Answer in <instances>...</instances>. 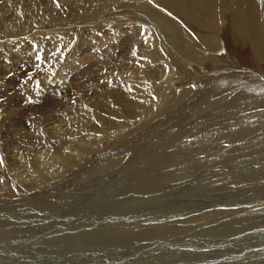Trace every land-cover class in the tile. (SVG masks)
Wrapping results in <instances>:
<instances>
[{"label": "rangeland", "instance_id": "1", "mask_svg": "<svg viewBox=\"0 0 264 264\" xmlns=\"http://www.w3.org/2000/svg\"><path fill=\"white\" fill-rule=\"evenodd\" d=\"M73 1L72 0L71 1L69 0H62V1L61 0L60 1L58 0H0V23L2 24V22H9L11 18L15 16L14 11L16 12V10L18 9L20 12L21 11L25 12L29 10L31 13L34 7L44 8L46 6L45 10L43 9L44 12H48V13L53 12V13H59L61 15H66L67 12L64 13V11H66L68 7V5L66 4L72 3ZM143 1L145 2L147 1V3L152 8L161 7V5L158 6L160 4L158 0H151V2L150 0H143ZM134 2L135 0H133V3ZM55 5L56 7H54ZM135 11L136 10H134V8L133 9L129 8V10L128 8H125L123 11V15L121 14V15H118L117 17L115 16V20L113 17L111 18L110 16V18L113 19L114 21L110 20V18L106 16V12L101 11L96 16V18L95 16L93 17V15H91L90 18L89 17L87 18L88 20H84L85 25L83 26L79 22H76V21L73 22V20L71 19H66V20L60 19L59 20V18H55L51 20L50 23L47 21V22H42L40 24L36 22V20L34 19H32L33 20L32 22H30L31 19H28L26 23H23V26L17 27V29L15 30V33L8 34V32L6 33V31L1 28L0 39L2 38L7 39L6 40L7 44L5 46L0 45V66H1L0 67V78H1L0 79L1 81L0 82V98H1L0 100V185H5V186L8 185V186H6L7 189H4L5 192L2 190L3 193L0 195L1 196L0 203L5 204L6 211H7V212L4 211L3 213H1V215H5L11 218L8 222V228L11 231H8L6 234L0 237V239L9 237V238H12L13 241H16V242L20 240V242L22 241L23 243H25L26 241L28 243V240L31 238L32 240L30 239L29 244L33 240L34 242L30 244V247H32L30 250L31 252L33 251L31 254L32 258L31 257L29 258V256H27L26 258H23V259L18 256L25 254L24 248L17 246V245H15V247H12L11 244H8L7 247L3 249V254H2V251H0L1 253L0 255L2 256V257L0 256V259L2 258L1 259L2 263L0 261V264H5V261H4L5 259H7L6 264H8V262L9 264H13V262L15 260L18 261L19 258H21V260L29 261L30 264L31 262L32 264H42L44 262L51 264V261L62 260L65 256H70L71 254H67L66 252H62L60 254L59 252H53L54 254H52V252H49V249L51 247L60 246L59 244L61 242H62L61 246L66 247V251L74 249L77 245L73 244V242L69 241L67 238H64L62 236L63 234H58L56 231H58L59 228L60 230H62L63 228V231H61V233L71 235L72 233L76 232V229L81 227V225H85V223L83 224V221L85 222L88 220L95 221V220H103V219H105V225L98 224L97 226V224L92 223V225H90L89 228L88 226L85 225V228L87 229H85V231L83 232L90 233L89 234L91 236V238L89 236V238L91 239V240L89 239L90 246L92 247L95 246L94 248H99V249H94L96 250L95 252H91V253L87 252V253L88 254L96 253V254H100L101 256L105 254L104 255L105 264H115V263L116 264H120V263L121 264H126V263L127 264H145V263L147 264L148 263L149 264H243V262L247 264L249 261L247 258L252 259L255 256L259 259V258L264 257L263 255L264 254V235L263 233H260L258 236L259 238H256V240L262 239L263 243L261 242V243H256V244L252 243V244L238 245L237 254L235 253L231 254L232 256L233 255L236 256L235 259L224 257L225 255H227V252H224L218 249L220 243L226 242L225 238L223 237L224 232L221 234L219 232H215L216 228H213L212 220L217 219L219 212L225 211V210L230 211L232 208L226 206V202L219 200V198L222 199V196H219L217 193L215 194V190L213 188L211 189L210 185H209L210 189H207V190H209L210 193L211 192H214V193L213 194L211 193L212 196L210 193H208L209 195L207 194L204 195L203 193L204 188L205 187L208 188V186L203 185V182L208 183L211 180L207 181V179H211L213 177H210V176L206 177L203 174L211 175L212 172L210 171L208 173H205L201 169V167L200 169L197 168L196 170H191V167L188 166V163L193 161L196 157H200L201 153L197 151L195 152L194 150H188V149H166V148H180L181 146L183 147L184 144L182 142L179 143L180 140L173 133H175L178 129L184 128L183 125L187 124L188 120L189 122H191V120L193 119L191 117H195V115L198 117H201L200 114H192V113L194 112L203 113L199 111V106L201 104L200 94L202 92H200L201 91L200 87L197 88L195 86H198V85L200 86L201 80H204L202 76L204 77L209 76L211 78L212 84L206 85L205 86L206 88L209 85L210 86L214 85L215 82H218L217 84H215V86H218V87L224 84L225 82L222 81V77H221L222 74L218 72L220 70L216 71L217 69H221V68H215V70L213 69L214 72L213 71L209 72V71H206L201 66V64L200 66H198V64L197 65L193 64L194 66L193 65L191 66H193V68L196 69L197 71L196 78H194L195 80L193 79V77H191L187 73V71H185L186 73H184V71L181 70V75H183L182 77L183 79L180 78L181 76L176 79L189 82L187 83L188 87L192 88L193 90L191 91V95L189 99L187 100V102L189 103L191 102L193 105H196V106H191L190 108L188 105H183L184 107L187 106L185 107L187 108L186 110L187 112H186L183 106L179 107L177 106L178 103H175L176 106L174 105L172 107L174 109H172L171 110L172 112L170 111L169 113L174 114L177 111H185L186 113L188 112L190 113L193 111L190 114L188 113V115L184 113V115L185 114L186 115L184 116L185 118L183 117H182L183 119L181 118L180 120L181 123L179 121L180 125L172 124L175 121V119L168 120L165 118L166 120L164 119V124H162L163 127H161L163 130L157 129V128L155 129H147V128L142 129L141 128L140 129L141 131H139V128H137L138 131L135 130L132 133H130L131 132L130 131L129 135L126 134L128 136H123L120 140H114V141L111 140L112 138L109 139L110 137L105 135V139L106 138L108 139L105 140L106 141L105 144L101 142L100 147L101 146L104 147V148L101 147L102 149L98 148L97 146V144L100 141H102V135L100 137V135L98 136L96 133L91 132V130L84 131L82 135L74 132L72 133L74 136L71 134L69 138L72 139L73 137L76 140L73 142L69 140H67V142L65 141L64 146L61 147L63 149H60L62 150V152L69 153L70 155V152L72 151L75 154V152L77 151L76 149H74L75 145L77 146V144L78 145L80 144L81 146L83 140H89L92 142L96 141L97 143L95 142L92 146L91 145L88 147L83 146L80 149H78L79 151L76 152V154H77V157H79V160L77 161V164L73 165L72 167L67 168L63 164L58 166L59 165L58 163H54L56 166L52 167V164H51V166L48 167L49 172H56L54 174L52 173L53 175L50 173L52 175V176L50 175L51 179L49 177L46 179L47 181H44L43 183L40 181L32 185L33 181H31V179L35 177L36 175H38V170L35 169V166L37 165L35 162H33V159L39 158L43 161H46V159H49L56 151L59 150L58 149L59 146H57L56 148L54 147L53 142L56 139V137L54 136L53 132H59L61 134L64 133V131H66L64 129L67 127L66 124L68 122L82 121V124L87 127L94 124V122H97V118H98L97 112L94 106L91 107L88 103V102L93 101V97L91 96L93 95L94 98L98 97L100 94V89H102V87H105L106 84L108 85V88L106 87V90H108V89H112V86L118 87L119 84H123L125 81L122 79L123 77H125L126 79H131V76L133 74H131L130 72H124L123 74H120L121 68H119V66L121 65L122 58L124 59L125 57H130V55L132 54H129V52L132 53L134 49L136 50L138 48V46L133 45V48H134L133 49L131 47L132 44H130V42L123 45V43L120 42V39L121 37H123V34L124 35H126L127 33L129 34L130 31L132 35L134 36H135V33L138 34V31L141 32L140 36L139 35L137 36L136 34L137 38H141V36L143 35L144 31L140 29L141 23L137 19L139 18L138 17L139 12H135ZM145 12H149V11L143 10L142 14ZM125 13H128L129 15ZM9 14H10V17L8 16ZM47 14L44 13L43 15H47ZM146 15H149V14H146ZM146 15H144L143 18H146L149 20V16L146 17ZM168 15L169 16L167 15L166 16L170 18L171 15L170 14ZM6 19L8 21H6ZM130 19L134 20L135 22L131 21ZM23 20H25V18ZM118 20L119 21L122 20V21L119 22ZM227 20L228 19L226 18L224 19L225 25H226ZM76 25H77V28L75 29ZM42 26H44V28ZM131 27H134L135 31L132 30ZM226 28H227V25H226ZM129 29L130 31H128ZM118 30H121V31L125 30V32L121 33ZM38 32L40 35L37 34ZM42 32H43V35H42ZM94 36L96 38H94ZM46 37H50V38H46ZM106 40H109L107 41V44L106 42H104ZM47 41L48 43H46ZM16 43H18L22 47V49H18L16 47ZM25 43L28 47L25 45ZM12 46H15V48H13ZM123 46H125L126 50H123ZM130 48L133 50L130 51ZM22 50L25 53V54L22 53L23 55L22 57H14L15 54L21 53ZM72 52H75V53L73 54V56L72 55L70 56ZM226 52L227 50L221 41V43H219L218 48L215 50L213 54H218V55L220 54L221 56H226ZM31 58L33 60H31ZM135 58H137L136 62H140L143 60L144 62L146 61V59H141V58L139 59L138 57H135ZM136 65H140V66L143 65V67H145L144 63H138V64L136 63ZM148 68L146 69V72H148ZM165 71H166L165 74L167 77L169 69L166 68ZM220 72H223V69ZM161 73L164 74L163 70L157 73L154 72V77L152 78L156 82V85H153V80L151 83L150 80L146 79L149 88L153 91L151 93H148L146 96L147 99L150 100L148 101V103L151 102L150 98L152 97L153 99V95H155V93H157L159 89L162 88L166 83L167 78L164 77V84L163 83H162L163 85L158 84L159 80H162L163 74ZM156 74L159 78L156 76ZM239 74L241 73H238L237 75ZM241 75H244V74L242 73ZM184 76H186L188 80ZM59 77L61 78V80ZM140 79L144 80V78H140ZM195 89H197V91ZM198 93L199 95L197 96ZM230 98L231 96L228 97L229 101H230ZM176 108H177V111H176ZM86 111H88V114H86ZM181 116L182 114L179 115V117ZM160 118L163 119L164 116H161ZM9 122H13L15 123V125L10 127L9 131H6L7 128L3 129L2 126H4L5 123H9ZM150 125L151 124H149V126ZM165 129H166V132H171L170 134H168L169 136L174 137V139L169 144L165 145L164 149L166 151L164 149H145L147 144H149V146H154L153 143L158 141L156 140L157 136H159L160 132L165 131ZM150 130L154 133H152ZM139 132L140 133L142 132V133L140 134ZM146 132H147V135H146ZM152 135L154 138H152ZM163 137L164 136L160 137V139H163ZM133 138H137L138 141H133V140H137ZM97 139L99 141H97ZM130 139L132 140V142ZM176 140H177V143L175 144ZM128 141H130V143ZM49 143L51 145H49ZM106 143H107V146H106ZM124 143L126 144V146ZM133 143L135 144L133 145ZM173 144L175 145L172 146ZM59 145L61 146V144ZM10 146L13 149H9ZM73 146L74 148H72ZM41 149L42 151H40ZM81 149L83 151H81ZM81 152H84V153L81 154ZM44 153H45V156H44ZM78 153L79 155L80 154L81 155L79 156ZM186 153H188V155H185ZM184 156H186V159ZM5 157L7 158V160ZM164 157H165V160H163ZM239 159H242V158H239ZM154 160L156 161L154 162ZM161 160H163L164 162H162ZM110 161L113 162V165L109 163ZM152 166L153 167L155 166L154 168L156 169L154 170V168L153 169L150 168ZM262 166L264 167V165ZM55 170H57L58 172ZM216 170L220 171L221 169L216 168ZM152 174H154L155 178L152 177L153 176ZM194 177L199 178L201 181L200 183L193 185L195 188L190 186L192 181L194 183L196 181ZM186 182L188 183L189 186L187 185ZM158 183H160V185ZM160 187L166 188L167 193L164 194L165 197L159 196V194L157 197L154 196V193L156 192L155 190L160 189ZM170 189L171 191L169 192ZM42 193L43 195H41L40 197L39 195H37V194H42ZM209 196L211 197V199L208 198ZM236 197L238 199H243L240 196H236ZM71 198H74V199H71ZM115 199H118V200H115ZM174 199H175V202H180L181 204H183L184 207L176 206V208H173V209L171 207L157 209V208H153L152 206L153 205L152 202L156 200L162 201L163 202L162 204L165 206L167 203H175ZM91 200H92V203L90 202ZM229 200H230L229 198L226 199V201H229ZM68 201H71V202H68ZM240 202L242 201L240 200ZM69 204H71L72 206H69ZM195 204H197L198 206H196ZM186 205H187V208L185 209ZM23 206H26V207L24 208ZM19 207H20V210H19ZM193 207H195V209ZM138 208H142V209H138ZM14 209L16 210L15 212H14ZM137 209L139 211H136ZM38 211H41V212H38ZM49 211L52 212L53 214L55 212V214L52 216ZM19 213H22L23 215ZM170 213L171 214L185 213L186 215L185 217H182V218L175 216V215L173 217H169ZM239 214L240 213L238 214L235 213L234 216H237ZM160 215H164V217H162L163 219L161 218V222H163L166 217H168L166 220L171 221V223L168 224V227L170 229H172V227L185 226L186 223L183 222L185 219H187L189 221L188 223H191V224L199 223V226L193 227L191 231H186L181 234L169 233L167 234L168 236L165 238H161L162 236L160 237L158 234H156V236L158 237V238L156 237L157 239L149 238V237L146 238L139 234L134 235L132 237L129 235V233L131 232L135 233V232H140L141 230L143 232L145 225L147 226L149 224L150 218L155 220V218L153 217H156V216L158 217ZM29 217L31 219L28 220ZM146 217L147 218L149 217V218L146 219ZM209 217H215V218L211 220V218ZM154 220L152 221L153 222L152 224H157L158 222ZM77 222L80 223L81 225L80 224L78 225ZM200 222L203 224V226L200 225ZM68 224L69 226H71V228H69V226L65 227ZM93 225L96 226V229H95V226ZM17 226H19L21 229L26 228L28 226H31V227L36 226L38 227L37 229L39 231H34V233L31 235L27 233V231H25L24 229L21 230L20 232ZM45 227L46 229H44ZM54 228H56V231L53 230ZM72 228H75V229H72ZM91 228L95 230L92 231ZM97 228L99 229V231L100 229L102 231L98 232ZM207 228H209L210 230L206 231ZM260 229L264 230V227ZM199 230H201V232L203 233L200 234L196 232ZM101 232H103V234ZM247 232L249 231H246L243 234ZM48 233L52 235L56 234L58 236L52 237V235H49ZM43 234L45 236H43ZM123 234H127V236L122 237ZM36 235H39L37 236V238L39 237L40 239L38 238V240H36L37 239L35 238ZM92 235L95 238L94 240H93ZM105 235H110V237L106 238ZM193 235L195 237H193ZM171 237L173 238L175 237L176 241H174L172 244H167V243L165 244V242L167 241L166 238L170 239ZM176 237L179 238L180 242L182 239L183 242L181 243L178 242L179 240ZM220 237H223V239L221 240ZM219 238H220V242L218 240ZM43 239H46V240H43ZM106 239L107 241H104ZM159 239L161 240V242ZM146 240H148V242ZM151 240L153 241L151 242ZM187 240L188 242L190 240L195 241V244H193L195 246L191 245L189 247L187 246L188 244L185 245ZM45 241L47 242L45 243L46 245L42 243ZM91 241L92 242L94 241V242L91 243ZM203 241H205V243H202ZM95 242L97 245L95 244ZM142 242H146V243H142ZM0 243H2V240H0ZM37 243H40V244H37ZM68 244H71V246H68ZM157 244L160 246H162L163 244L162 246L163 248L162 247L161 249L157 248L158 247ZM139 245L140 246L142 245V247H140ZM36 246L38 247L36 248ZM16 247H18V249ZM40 247H43V248H40ZM137 247H139L141 250ZM13 248L15 249L14 252H13L14 250ZM39 248L44 249V250H40ZM10 249H12V251ZM19 249L20 251L22 250L23 251L19 253ZM35 250L36 251L39 250V251L36 252ZM214 250H217V251H214ZM40 251L42 252L40 253ZM202 251L205 253V255L197 256V253L199 255ZM245 251L248 252V257H246L247 252L245 253ZM147 252H149V255ZM159 252L162 253L161 256H158L156 254ZM185 252L186 253L188 252V253L186 254ZM37 253L39 254L38 256L35 255ZM119 253H121L120 254L121 257H119L118 255ZM179 253H183V255ZM48 254H51V255H48ZM112 254L114 255V257ZM6 256H10V257H6ZM35 256L38 257V259ZM47 256L48 257L50 256L49 259ZM91 256H95V255H91ZM140 257L142 258V260L140 259ZM221 257H223V260H220ZM111 258H112V261L114 262L110 260ZM109 260L111 261V263Z\"/></svg>", "mask_w": 264, "mask_h": 264}, {"label": "bare ground", "instance_id": "2", "mask_svg": "<svg viewBox=\"0 0 264 264\" xmlns=\"http://www.w3.org/2000/svg\"><path fill=\"white\" fill-rule=\"evenodd\" d=\"M58 1H60V0H58ZM69 1H71V0H69ZM158 1L160 2V4L158 6L161 5L160 8H155V7L152 8L147 3V1L145 2L143 0H135L134 3H133V0H74L72 3L66 4V5H68L67 10L64 11V13L67 12L66 15H61L59 13H53V12H49V13L44 12L43 9L45 10L46 6L44 8L43 7H34V9L32 10L31 13L29 10L25 11V12H23V11L20 12L19 9L18 10L15 9L16 10V12L14 11L15 16L13 15L14 17H12L9 22H2V24L0 23V30L2 28L6 31V33L8 32V34H9V33H15V30L17 29V27L23 26V23H26L28 19H31L30 22H32L33 21L32 19H34L39 24L42 22H47V21L50 23V21L55 19V18H59V20L60 19L61 20L71 19V20H73V22L74 21L79 22L83 26V25H85L84 20H88L87 18L88 17L90 18L91 15H93V17L95 16V18H96V16L101 11L106 12V16L109 18L111 16V18L113 17L114 20H115V16L117 17L118 15H121V14L123 15V11L125 8H128V10H129V8H132V9L134 8V10H136L135 12H139V15H141V16H139L138 14H136L139 17V18H137L138 21L141 23L140 29L142 31H144L141 38H137L138 35L140 36L141 32L138 31V34L135 33V36L137 34V36L135 37L134 35H132L130 29L128 30V31H130L129 34L128 33L126 35L123 34V37L120 36L121 37L120 42L123 43V45L130 42V44H132V46H131L132 48H133V45L138 46V48L136 50L133 48L134 51L132 53L128 51L129 54H132V55H130L131 58L130 57H125L124 59L122 58L121 65L119 66V68H121L120 74H123L124 72H130L131 74H133L131 76V79H126L125 77H123V78L120 77L123 80H125L126 82L124 81L123 84H119L118 87L112 86V89H108V90H106V87L108 88V85L106 84L105 87H102V89H100V94L98 97L94 98L93 95L91 96V97H93V101L88 102V103L91 107L94 106V108L97 112V115H98L97 122H94V124H92L89 127L83 125L82 121L68 122L66 124L67 129L66 128L64 129V130H66V131H64V133L61 134L59 132H53L54 136L56 137V139L53 142L54 147L56 148L57 146H59L60 148L58 147L59 150L56 151L49 159H46V161H43L39 158L33 159V162H35L37 165V166H35V165L34 166H35V169L38 170V175H36V176L34 175L35 177H33L31 179V181H33L32 185L36 184L40 181L43 183L44 181H47L46 179L49 178L52 173L53 174L56 173V172H49L48 167L51 166V164H52V167L56 166L54 163H58L59 164L58 166L63 164L67 168L72 167L73 165H76L77 161L79 160V157H77V154H76V152L79 151L78 149H80L83 146L84 147H88L90 145L92 146L96 142V141L92 142L89 140H83L81 146H80V144L79 145L77 144V146L75 145V148H74V146L72 147V148L77 150V151L75 150L76 151L75 154L71 150H69L72 152V153L70 152V155H69V153L62 152V150H60V149H63L61 147L64 146L65 141L67 142V140H69V141L73 142L76 140L73 137H72V139L69 138L71 136V134L74 132L82 135L84 131L91 130V132L96 133L98 136L100 135V137L102 135V141H100L97 144L98 148H101L102 147V146L100 147L101 142H103L105 144V142H106L105 140L108 139V138L105 139V135L109 136L110 137L109 139L112 138L111 140L114 141V140H120L123 136H128L130 131H131L130 133H132L133 131L137 130V128H139V131H141L140 130L141 128L142 129H145V128L155 129V128H157V129L163 130L161 127H163L162 124H164L165 118L168 120L175 119V121L172 124H179L180 125L181 118L182 117L185 118L184 116L186 114L188 115V113H189V112L186 113L187 108H185V107H187V106L184 107L183 105H188L190 108H191V106H196V105H193L191 102L190 103L187 102V100L189 99V97L191 95V91L193 90L192 88L188 87L187 83H189V82H185V81H182L180 79H176L180 76H181L180 78L183 77V75H181V70L184 71V73H186L185 71H187V73L191 77H193V79H194V78H196V75H197L196 69L193 68L194 65L198 64V66H200V64H201V66L206 71H209V72L213 71V69L215 70V68H221V69H217L216 71H218V70L222 71V69H223V72H220V71H218V72L220 74H222L221 77H222V81L225 82L224 84H222L221 86L218 87V86H215V84H217L218 82H215L214 85L210 86L212 84L211 78L209 76H205V77L202 76L204 78V80L200 79L201 80V82L199 81L201 83L200 86L199 85L195 86L197 88L200 87V89H201L200 92H202L200 94V103L201 104L199 106V111L203 112V113H198V112L192 113L193 111L190 112L192 114H200L201 117H198L196 115H195V117H191V118H193L191 120V122H189V120H188V123L183 125V127L185 129L181 128V129H178L175 133H173L180 140L179 143L182 142L184 144L183 147L181 146L182 145L181 144V145H179V146H181L180 148H166V149H188V150H194L195 152L197 151V152L201 153L200 157H196L193 161L189 162L188 166L191 167V170H196L197 168L200 169V167H201V169L205 173H208L211 171L212 172L211 175L203 174L206 177L207 176L213 177L211 179H207V181L211 180L212 182L211 181H209L208 183L203 182V185L208 186V188H206V187L204 188V191H203L204 195L205 194L209 195L208 193H210V191L207 189L213 188L215 190V194L217 193L219 196H222V199L219 198V200L226 202V206L232 208L230 211L225 210V211L219 212L217 219H214L215 217H209V218H211V220L214 219L212 221H213V228H216L215 232H219L220 234L224 232L223 237L225 238L226 242L220 243L218 249L221 251L227 252V255H225L224 257H229L231 259H235L236 256H234V255L232 256L231 254H233V253L237 254L238 245L252 244V243L256 244V243H261V242L263 243L262 239L256 240V238H259L258 236L260 233H263V235H264V230L260 229V228L264 227V167L262 166V165H264V0H158ZM150 2H151V0H150ZM65 3H67V2H65ZM130 3H132V4H130ZM54 7H56V5ZM162 8H164V9H162ZM53 10H55V9H53ZM143 10H148L149 12H145L142 14ZM44 13H46V14L48 13V14L43 15ZM128 13H125V14H128ZM167 13L170 14L172 17L171 16H170V18L167 17V16H169ZM146 14H149V15H146ZM144 15H146V17L149 16V20L146 18H143ZM8 16L10 17V14ZM24 18H25V20H23ZM111 18H110V20L114 21ZM122 18H123V16H122ZM127 18H129V17H127ZM133 18H135V17H133ZM225 18L228 19L226 22L227 28H226V25L224 23ZM137 19H136V21H137ZM6 21H8V20L6 19ZM120 21H122V20H120ZM131 21L135 22L134 20H131ZM144 21H145V23H144ZM97 22H99V21H97ZM49 26H50V24H49ZM78 26H80V25H78ZM42 27L44 28V26H42ZM76 28H77V25H76L75 29ZM131 28H132V30L135 31L134 27H131ZM45 29H46V27H45ZM127 29H128V27H127ZM41 31H43V30H41ZM118 31H120L121 33L125 32V30L124 31L118 30ZM116 32H117V30H116ZM37 34H39V32ZM32 35H33V33H32ZM42 35H43V32H42ZM219 36H220V38H219ZM12 38H14V37H12ZM46 38H50V37H46ZM89 38H90V36H89ZM94 38H96V37L94 36ZM6 40L7 39H3V38L0 39V45L5 46L7 44ZM109 40H106L104 42H106V44H107V41H109ZM221 41L227 50L226 56H221L220 54L219 55L213 54L215 52V50L218 48L219 43H221ZM46 43H48V41ZM12 45H14V44H12ZM22 45H23V43H22ZM25 45H26V43H25ZM111 45H113V44H111ZM106 46H108V45H106ZM12 47L15 48V46H12ZM16 47L18 49H22V47L18 43H16ZM31 48H32V46H31ZM133 49L130 48V51ZM123 50H126L125 46H123ZM14 52H16V51H14ZM14 52H13V54H14ZM22 53L25 54L22 50L21 53L15 54L14 57H22L23 56ZM74 53L75 52H72V54H70V56L71 55L73 56ZM134 56L138 57L139 59L140 58L146 59V61L144 62V60L143 61L139 60L140 62H136L137 58H135ZM80 58H82V57H80ZM31 60H33V59L31 58ZM136 63L137 64L138 63H144L145 67H143V65L142 66L136 65ZM191 65H193V66H191ZM147 68H148V72H146ZM166 68L169 69L167 77L165 74ZM199 68H201V67H199ZM6 69H7V67H6ZM161 70H163L164 74L161 73V74H163L162 80L158 79L159 80L158 84L159 85L162 83L164 84V77L167 78L166 83L162 88L159 89V91L157 93H155V95H153V99H152V97L150 98L151 102L148 103V101H150V100L147 99L146 96L148 93H151L153 91L149 88L146 79L150 80L151 83L153 80V85H156V82L154 81V79L152 77H154V72L157 73ZM41 71H43V70H41ZM238 73H241V74L243 73L244 75H241V74L237 75ZM156 76H157V74H156ZM184 77H186V76H184ZM140 78H144V80L140 79ZM60 80H61V78H60ZM187 80H188V78H187ZM69 84H71V83H69ZM208 84H210V85L206 88L205 86ZM224 86H225V88H224ZM66 89H67V87H66ZM152 89H154V88H152ZM195 90L197 91V89H195ZM198 95H199V93L197 94V96ZM229 96H231L230 101L228 100ZM0 100H1V98H0ZM175 103H178L177 106H179V107L183 106L185 108L186 112L185 111H177V108H176V111H177L176 113H174V112H173L174 114L169 113L172 109H174L172 107L175 105ZM184 113H186V114L184 115ZM86 114H88V111H86ZM176 114H178V115H176ZM180 114H182L181 117H179ZM161 116H164V118L161 119L160 118ZM94 121H95V119H94ZM179 121H180V123H179ZM182 122H183V120H182ZM60 123H59V125H60ZM149 124H151V125L149 126ZM14 125H15V123L9 122V123H5L4 126H2V127H3V129L7 128L6 131H9V128L14 126ZM191 125H192V127H191ZM62 131H63V129H62ZM152 133H154V132H152ZM170 133L171 132H166V129H165V131L160 132L159 136H157V138H156V140H158V141L153 143L154 146H149V144H147L145 149H164L165 145L169 144L174 139L173 136L168 135ZM126 134H128V135H126ZM133 134H135V133H133ZM155 134H157V133H155ZM146 135H147V132H146ZM90 136H91V134H90ZM90 136H89V138H90ZM162 136H164L163 139H160V137H162ZM91 138H92V136H91ZM139 138H140V136H139ZM152 138H154L153 135H152ZM133 139H137V138H133ZM69 141H68V143H69ZM97 141H99V140L97 139ZM133 141H138V139L133 140ZM128 142L130 143V141H128ZM131 142H132V140H131ZM138 143H136V144H138ZM176 143H177V140H176L175 144ZM59 144H61V146ZM119 144H121V143H119ZM134 144L135 143H133V145ZM175 144H173L172 146H174ZM49 145H51V144L49 143ZM106 146H107V143H106ZM125 146H126V144H125ZM140 146H138V147H140ZM44 148H45V146H44ZM102 148H104V147H102ZM9 149H13V148L10 146ZM225 149H227V150H225ZM40 151H42V149ZM44 151H46V150H44ZM81 151H83V150L81 149ZM88 151H89V149H88ZM12 152H13V150H12ZM178 152H180V151H178ZM82 153H84V152H81V154ZM78 155H79V153H78ZM185 155H188V153H186ZM44 156H45V153H44ZM184 157L186 159V156H184ZM239 158H242V159H239ZM188 159H189V157H188ZM6 160H7V158H6ZM163 160H165V157ZM163 160H161V161L164 162ZM16 161H17V159H16ZM112 161H110L109 163L113 165ZM155 161L156 160H154V162ZM218 165H220V166H218ZM108 166H110V165H108ZM154 167L152 166L150 168L153 169ZM213 167H215V168H213ZM216 168L221 169V170L217 171ZM155 169L156 168H154V170ZM167 170H168V168H167ZM55 171H57V170H55ZM161 173H162V171H161ZM161 173H160V175H161ZM173 173H174V171H173ZM188 173H190V172H188ZM32 174H34V173H32ZM57 174H59V173H57ZM152 175H153L152 177L155 178L154 174H152ZM201 177H203V176H201ZM50 179H51V177H50ZM195 179H196L195 183L193 181L191 184L189 183L190 186L194 187L193 185L201 182L199 178H195ZM173 181H172V183H173ZM24 184H25V182H24ZM158 184L160 185V183H158ZM171 185H173V184H171ZM187 185H188V183H187ZM209 185H210V188H209ZM6 186H8V185H6ZM6 186L0 185V195L3 193L2 190L4 191V189H7ZM36 187H38V186H36ZM202 189H203V187H202ZM155 191H156L154 193L155 197H157L158 194H159V196L165 197L164 194L167 193L166 188H162V187H160V189H156ZM170 191H171V189L169 190V192ZM211 193L213 194L214 192H211ZM212 194H211V196H212ZM37 195H39V197H40L41 195H43V193L37 194ZM191 195H192V193H191ZM236 196H240L243 199H238ZM0 198H1V196H0ZM208 198L211 199L210 196ZM228 198L230 200L226 201V199H228ZM71 199H74V198H71ZM115 200H118V199H115ZM240 200L243 203L240 202ZM68 202H71V201H68ZM90 202L92 203V200ZM174 202H175V199H174ZM162 203H163L162 201L156 200V201L152 202V204H153L152 206H153V208H157V209L158 208H167V207H171L173 209V208H176V206L184 207L183 204H181L180 202L167 203L165 206ZM73 204H75V203H73ZM134 204H133V206H134ZM195 205L198 206L197 204H195ZM195 205H193V206H195ZM69 206H72V205L69 204ZM23 207L25 208L26 206H23ZM135 207H136V205H135ZM186 208H187V205H186L185 209ZM193 208L195 209V207H193ZM138 209H142V208H138ZM138 209L136 211H139ZM19 210H20V207H19ZM104 210H106V209H104ZM4 211H6L5 204L0 203V237H2L8 231H11L8 228V222L11 218H9L5 215H1V213H3ZM15 211L16 210L14 209V212ZM38 212H41V211H38ZM25 213H26V211H25ZM50 213L52 216L55 214V212H54V214L52 212H50ZM134 213H135V211H134ZM134 213H132V214H134ZM235 213L236 214L240 213V214L237 216H234ZM19 214L23 215L22 213H19ZM81 215H83V214H81ZM174 215L182 218V217H185L186 214L185 213H183V214H178V213L177 214H171L170 213L169 217H173ZM166 216H168V215H166ZM39 217H41V216H39ZM78 217H79V215H78ZM162 217H164V215H160L158 217L157 216L153 217V218H155V220L150 218L149 224L147 226L145 225L143 232H142V230L140 232H135V233L131 232V233H129V235L132 237L134 235L139 234V235L146 237V238L149 237V238L157 239L158 237L156 236V234H158L160 237L162 236L161 238H165L168 236L167 234H169V233L181 234V233H184L186 231H191L193 229V227L199 226V223L191 224V223H188L189 221L187 219H185L183 221L184 223H186L185 226H181V227L177 226V227H172V229H170L168 227V224H170L171 221L166 220L168 218V217H166L165 220L163 222H161ZM148 218L146 217V219H148ZM24 219H26V218H24ZM29 219H31V218L29 217L28 220ZM92 219H94V218H92ZM153 220L157 221L158 223L152 224ZM84 223L86 226H88V228L90 225H92V223L97 224V226H98V224L105 225V219L95 220V221L94 220H88L85 222L83 221V224ZM73 224H74V222H73ZM79 224L80 223H78V225ZM117 224H119V223H117ZM85 225H81V227L76 229V232L72 233L71 235L61 233V231H63V228H62V230H60V228H59L58 231H56V228L53 229L58 234H63L62 236L64 238H67L69 241L73 242V244H76L77 246L75 248L73 247L74 249H72V250L67 249L68 251H66V247L61 246L62 242L59 244L60 246L51 247L49 249V252H52V254H54L53 252H59V254L62 252H66L67 254H71L70 256H65L62 260L51 261V264H53V263H55V264H105V260H104L105 254L101 256L100 254H96V253H92V254L87 253V252H89V253L95 252L96 250H94V249H99V248H94L95 246L94 247L90 246V241H89V239L91 238V236L89 235L90 233L83 232V231H85V229H87V228H85ZM121 225H123V224H121ZM200 225L203 226V224L201 222H200ZM68 226H69V224L65 227H68ZM93 226H95V225H93ZM17 228L19 229L20 232H21V230L24 229L25 231H27V233H29L31 235L34 233V231H39L37 229L38 227H36V226H33V227L28 226V227L23 228V229H21L19 226H17ZM69 228H71V226H69ZM44 229H46V227ZM72 229H75V228H72ZM95 229H96V226H95ZM91 230L94 231L93 228H91ZM208 230H210V229L207 228L206 231H208ZM40 231H41V229H40ZM100 231H102V230L100 229ZM100 231L98 229V232H100ZM246 231H249V232L243 234ZM48 232H50V231H48ZM196 232L200 233V234L203 233V232H201V230L196 231ZM94 233H92V234H94ZM101 233L103 234V232H101ZM44 234H46V233H44ZM44 234H43V236H45ZM41 235H42V233H41ZM49 235H52V234H49ZM9 236H10V234H9ZM37 236H39V235H36L35 238H37ZM53 236H58V235L53 234L52 237ZM89 236H90V238H89ZM126 236H127V234L122 235V237H126ZM92 237H93V235H92ZM98 237H100V236H98ZM105 237L109 238L110 235H105ZM193 237H195V236L193 235ZM223 237H220L221 240L223 239ZM33 238H34V236H33ZM38 238L36 240H38ZM220 238L218 239L219 242H220ZM30 239L29 240L27 239L28 243L25 240H24L25 243H23L22 241H21L22 242L21 243L20 240L17 241L18 242L17 243L16 241H13V239L9 238V237L8 238L5 237L3 239H0V240H2V243H0V251H2V254H3V249H5L8 244H11L12 247H15V245H17V246L23 247L25 250V254L19 255L18 257H21L23 259V258H26L27 256H29V258H30L31 254L33 252V251L31 252V250H30L32 248V247H30V244L32 242H34V240H33L29 244ZM94 239L95 238L93 237V240ZM97 239H99V238H97ZM177 239L179 240V238H177ZM43 240H46V239H43ZM101 240H102V238H101ZM166 240H167L166 242L164 241L165 244L166 243L172 244L174 241H176L175 237L174 238L171 237L170 239L166 238ZM201 240H203V239H201ZM57 241H58V239H57ZM104 241H107V239ZM146 241L148 242V240H146ZM152 241L153 240H151V242ZM195 241L190 240L188 242V240H187L185 245L188 244L187 246L190 247L191 245L195 244ZM93 242L91 241V243H93ZM160 242H161V240H160ZM178 242H180V240ZM181 242H183L182 239H181ZM42 243L45 244L47 242L45 241ZM142 243H146V242H142ZM202 243H205V241H203ZM37 244H40V243H37ZM95 244H96V242H95ZM142 245L141 246L139 245V246L142 247ZM202 245H204V244H202ZM34 246H35V244H34ZM52 246H54V245H52ZM68 246H71V244H68ZM162 246H163V244H162ZM162 246L158 245L157 248L161 249ZM193 246H195V245H193ZM37 247L38 246H36V248ZM43 247H40V248H43ZM16 248L18 249V247H16ZM137 248H139V247H137ZM251 248H252V246H251ZM20 249H19V253L23 251V250L20 251ZM10 250L12 251V249H10ZM10 250H9V252H10ZM40 250H44V249H40ZM142 250H143V248H142ZM242 250H243V248H242ZM14 251H15V249L13 250V252ZM38 251H36V252H38ZM78 251H80V252H78ZM179 251H180V249H179ZM214 251H217V250H214ZM41 252L42 251H40V253ZM120 252H122V251H120ZM189 252H191V251H189ZM229 252H230V254H229ZM246 252L247 251H245V253ZM8 253H7V255H8ZM124 253H125V251H124ZM147 253L149 255V252H147ZM201 253L199 255L197 253V256L205 255V253L203 251ZM4 254H5V252H4ZM120 254L121 253L118 254L119 257H121ZM156 254L158 256L162 255V253H160V252L156 253ZM179 254L183 255V253H179ZM35 255L38 256L39 254L37 253ZM48 255H51V254H48ZM91 255H95V256H91ZM6 257H10V256H6ZM49 257H48V259H49ZM113 257H114V255H113ZM246 257H248V252L246 253ZM3 258H5V257H3ZM21 258H19L18 261L15 260L13 262V264H24V263L30 264L29 261L21 260ZM36 258L38 259V257H36ZM1 259H0V261L2 263ZM140 259L142 260L141 257H140ZM247 259L249 260V261L247 260L248 261L247 264H264V257L258 259L257 257L254 256L252 259H250V258H247ZM110 260L112 261V258ZM220 260H223V257H221ZM4 261L6 264L7 259H5ZM111 261H110V263H111ZM112 262H114V261H112ZM8 264H9V262H8ZM31 264H32V262H31ZM42 264H49V263L44 262ZM145 264H147V263H145ZM243 264H245V263L243 262Z\"/></svg>", "mask_w": 264, "mask_h": 264}]
</instances>
